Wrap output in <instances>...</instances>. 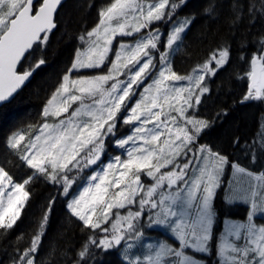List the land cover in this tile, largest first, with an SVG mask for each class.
I'll return each instance as SVG.
<instances>
[{
    "label": "snow or ice",
    "instance_id": "6c2138e0",
    "mask_svg": "<svg viewBox=\"0 0 264 264\" xmlns=\"http://www.w3.org/2000/svg\"><path fill=\"white\" fill-rule=\"evenodd\" d=\"M63 3L0 0V102L13 97L46 64L44 52L54 30L59 31ZM186 3L109 0L99 7L94 26L78 35L86 47L75 51L70 67L46 99L43 120L7 137V147L33 171L16 182L6 170L7 161L0 163V240L8 237L21 217L30 196L27 185L43 178L62 184L63 194L68 196L77 179L69 173L97 164L105 151V139L116 136L122 120L133 126L131 134L115 140L126 157L117 155L107 164L101 162L102 170L87 177V185L67 204L71 216L82 222L81 231L92 230L71 264H88L94 256L93 246L108 251L125 241L132 248L128 241L144 236L139 221L146 208L151 224L166 226L178 244L166 240L149 244V254L129 264H211L209 257H215L216 264H264V223L258 222L264 219V118L250 142L239 137L229 142L233 151L201 142L205 130L216 123L196 114L202 98L211 92L205 78L231 66L235 41L220 42L189 74L174 70L173 45L182 40L195 19L178 16ZM218 8L215 0H208L203 11L214 16ZM157 22H171L166 40H161L164 34L155 27L134 44L117 42L118 50L113 51L117 36H133ZM257 22L264 24V0H232L227 18L230 34L235 37L244 29L237 47L241 50L238 59L245 61L246 68L242 75L234 71L237 79L248 82L240 103L264 102V28L252 34ZM249 44L256 47L246 57ZM162 47L166 50L161 51ZM153 50L159 54L158 71ZM110 53L113 59H109ZM81 69H101L102 74H78ZM121 76L127 79H119ZM149 77L151 82L133 103L137 95L133 86L139 88ZM184 81L186 86L178 83ZM122 109L126 115H121ZM221 114L226 112L217 115ZM237 150L240 156L235 154ZM142 174L153 183L146 187ZM217 200L225 207L247 206L245 217L224 220L220 233L214 230ZM133 204H138L137 211L129 209L124 216L116 212L111 229L102 227L112 218L113 209ZM50 211L49 206L26 246L20 247L24 237H17V255L10 258L11 264H42L38 252ZM96 229L110 235L97 239ZM55 251L53 248L49 257Z\"/></svg>",
    "mask_w": 264,
    "mask_h": 264
},
{
    "label": "trees",
    "instance_id": "16d2710c",
    "mask_svg": "<svg viewBox=\"0 0 264 264\" xmlns=\"http://www.w3.org/2000/svg\"><path fill=\"white\" fill-rule=\"evenodd\" d=\"M108 2L109 0H67L60 12L59 31H54L44 52L46 64L36 69L28 84L10 102L0 106V163L7 161L6 170L12 175L14 181L21 182L33 170L20 161L13 150L7 147V137L14 131L26 128L29 124H38L43 120L41 111L46 99L54 91L65 69L70 67L75 51L86 47V45H81L78 35L84 29L94 26L99 7ZM215 2L218 3L219 8L216 15L210 16L203 11L208 0H187L186 6L179 13L194 16L195 19L188 32L183 36L179 47L171 54V59L175 70L181 74H189L197 64L203 63L209 57L220 42L225 39L230 42L235 41L231 66L227 67V70H220L216 76L209 80L211 92L206 94L200 105V108H203L207 104V108L212 110L206 112L207 115L203 113L206 119H213L211 114L217 115L222 110L226 112V115L221 114L220 117L218 116L219 118H214L215 126L221 120H225V122L228 120L232 126L231 132L227 131L221 135L222 137L219 135L215 139L209 137L215 127L205 130L206 134L203 135L201 142H211L221 148H227L228 151H233L229 142L234 137H239L242 142H250L260 131V124L264 118V102H239L246 92L248 84L247 80L237 79L234 75V71L242 75L246 68L245 61L238 59L241 50L237 47L240 32H243L244 29L241 28L240 32L233 37L227 23L232 0H215ZM87 3L93 4V7H84ZM162 24L166 27L167 23L157 22L153 26H162ZM262 28H264V24L257 22L256 27L252 29V34ZM247 47L250 51L244 52L246 57L255 50L256 45L249 44ZM35 59L36 55L34 54L33 60ZM181 63L185 64L184 69L181 67ZM207 101L212 103L208 105ZM110 150L113 153L117 151L114 145L110 147ZM237 153L238 150L235 151L236 155ZM108 156L107 154L106 157ZM85 182V179L80 182L82 183L81 187ZM26 189L30 196L20 219L9 231L8 237L5 240H0V264H11L10 258L17 255L14 252V248L17 247V237L22 235L24 239L19 246H26L49 206L51 211L48 212V221L41 239L38 257L42 264H71V261L76 259V252L79 251L81 244L92 230L81 231L82 222L71 216L67 207L69 196L63 194L62 184H53L39 178L27 185ZM216 206L219 208V214L214 230L219 233L223 228L225 214L221 201L217 200ZM95 234L97 239H100L104 233L100 229H96ZM123 246L124 243L108 251L93 246L91 250L94 252V256L88 261V264H129L122 257ZM53 248L56 250L55 254L49 257V252Z\"/></svg>",
    "mask_w": 264,
    "mask_h": 264
},
{
    "label": "rangeland",
    "instance_id": "374dc122",
    "mask_svg": "<svg viewBox=\"0 0 264 264\" xmlns=\"http://www.w3.org/2000/svg\"><path fill=\"white\" fill-rule=\"evenodd\" d=\"M148 2L151 3V2H154V0H148ZM178 16L180 18H183L187 15L179 13ZM173 19H176V17H174ZM191 25H190V27H191ZM162 26H153L152 25L150 28L142 29L140 33H134L133 36H130V37L117 36L116 39L113 41V45H112L113 51L118 50L117 42L124 43V44H134L137 39H139L141 36L146 35L149 31H152L155 27H160L161 32L164 34V36L163 35L161 36V40H163V39L166 40V36L170 32L172 25H171V22H169L166 24V27L164 24H162ZM189 28L186 30L185 33L182 34V39H183V36L188 32ZM180 42L181 41H177L176 44L173 45L174 51H172V53L175 52V50L179 47ZM165 50L166 49H164V50L161 49V51H165ZM153 52L156 55V60L154 61V63H156L157 71H158L159 67H160V65H159V54L155 53V50H153ZM113 58H114L113 54L110 53L109 59H113ZM171 61H172V59H171ZM172 67H173V62H172ZM181 67L184 69L185 64L181 63ZM78 74L97 75V74H102V70L101 69H81ZM119 79L126 80L127 76H121V77H119ZM210 79L208 77L205 78V82L208 84L209 87H210V84H209ZM150 82H151V77H149L148 80H145L144 83L142 85H140L139 88H137L135 85L133 86L134 90L137 93L136 97L133 98V103L135 102L136 99H139V93L142 92L143 88ZM178 83L183 84L185 86L187 85L186 81L178 82ZM203 99L204 98H202V100ZM207 102H208V105H209V103H212L209 101H207ZM72 107L75 108L76 105L74 104ZM71 111H72V109H69V113ZM211 111H212L211 108H209V107L207 108V104H206L203 108H200V106H199L196 114L199 118L206 119L204 114H208L206 112H211ZM67 115H68V113L64 114L65 117ZM121 115H126V113H124L123 109H122ZM61 118H64V117H61ZM49 122H51V120ZM148 127H152V125H148ZM213 127H215V130L213 131V133L211 135H209V137L212 139L213 138L215 139V138L219 137V135L221 136V135L227 133V131L231 132V129H232L231 128L232 126H231V124H229L228 120L226 122H225V120L218 121L216 126L214 125ZM132 128H133L132 125H126L123 123L122 120H120V122L117 124L118 131L116 133V136L115 137L109 136L107 139H105V151L101 155L100 161H98L97 164H94V165H91L87 168H84V170L82 172L77 173L74 170L72 173H70V175H69L70 178L72 176H76L77 179H76V183H74L72 185V188L69 190V195H68L69 201L73 198V196L78 195V193L80 191H82L83 187H85L87 185V183H88L87 177H89L90 175L94 174L97 171L102 170L101 169V162L103 164H107L108 162H110L112 160L113 157H115L117 155L121 156L122 159L126 157L125 150L118 148L116 143H115V140H117L119 138L126 137L127 135L131 134ZM112 145H114L116 147V149H117V151H115L116 153H113L112 150H110V147ZM125 147L126 148L131 147V144H129ZM107 154L109 155L108 157H106ZM240 155H241V153H240V151H238L237 156H240ZM161 171L162 172L167 171V169H162ZM229 178H231V177H229ZM84 179L86 182L81 187V184L83 182L82 183H80V182L82 180L84 181ZM141 180L145 184L146 187L148 184L153 183V181H151L150 178H146L143 174L141 175ZM140 195L142 196L143 193H141ZM136 199H137V201H139L140 196H137ZM246 207L247 206L240 204V203H237L236 205H232V206H227V207L223 206L224 214H225L224 220H241V219H243L245 217ZM129 209L133 212L137 211L138 210V204L129 205L127 208H124L123 210L122 209H113L112 210V218L109 220L107 226L105 225L104 227L111 229V225H112L113 221L116 219L115 213L119 212V214L121 216H124V215H127V212ZM154 211L155 210H153V212ZM258 222L264 223V219H261ZM150 224H151V222L148 220L147 208H146V214L139 221V225L142 226V230L144 232L143 238L140 240L128 241V242H131L133 244L132 248H128L127 243L125 241H122L124 243V246L122 249V257L127 263H129L130 260L136 259V257H140V259L143 260L144 256L149 254V249L147 247L149 244L157 245L158 243L165 241V240L168 242H172L174 244H178V241L175 240V237L173 236L171 231L166 226L154 225V224H151V226H150ZM124 226L126 227V224ZM222 229H224V223H223ZM222 229L219 231V233L222 231ZM105 235H110V232L107 234L104 233L101 236V238H103V236H105ZM209 259L211 260V264H216V258L215 257H209Z\"/></svg>",
    "mask_w": 264,
    "mask_h": 264
},
{
    "label": "water",
    "instance_id": "95a60500",
    "mask_svg": "<svg viewBox=\"0 0 264 264\" xmlns=\"http://www.w3.org/2000/svg\"><path fill=\"white\" fill-rule=\"evenodd\" d=\"M67 0H64V3L66 2ZM63 3V4H64ZM55 31V30H54ZM30 79H31V77L29 78V80L28 81H26L25 82V84L21 87V89H19L18 91H17V93H15L14 95H13V97H11V98H9V100H7V101H4V102H0V106H2L3 104H5V103H8V102H10L27 84H28V82L30 81Z\"/></svg>",
    "mask_w": 264,
    "mask_h": 264
},
{
    "label": "flooded vegetation",
    "instance_id": "af4514ba",
    "mask_svg": "<svg viewBox=\"0 0 264 264\" xmlns=\"http://www.w3.org/2000/svg\"><path fill=\"white\" fill-rule=\"evenodd\" d=\"M210 114H211V113H210ZM205 115H207V114H205ZM211 117H212V118H213V117L216 118V117H218V115L211 114ZM219 117H220V116H219ZM219 117H218V118H219ZM214 118H213V119H214Z\"/></svg>",
    "mask_w": 264,
    "mask_h": 264
},
{
    "label": "crops",
    "instance_id": "0c3cea01",
    "mask_svg": "<svg viewBox=\"0 0 264 264\" xmlns=\"http://www.w3.org/2000/svg\"><path fill=\"white\" fill-rule=\"evenodd\" d=\"M123 210V209H122ZM106 224H104L103 226H105Z\"/></svg>",
    "mask_w": 264,
    "mask_h": 264
}]
</instances>
